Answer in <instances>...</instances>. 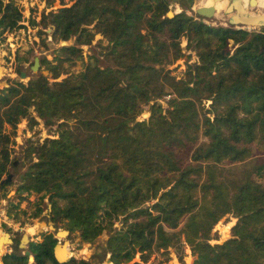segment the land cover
<instances>
[{"label": "trees", "instance_id": "obj_1", "mask_svg": "<svg viewBox=\"0 0 264 264\" xmlns=\"http://www.w3.org/2000/svg\"><path fill=\"white\" fill-rule=\"evenodd\" d=\"M55 1L44 0L35 23L0 0V37L28 21L51 26L55 44L74 41L39 61L50 78L0 91L1 190L20 122L33 132L40 120L53 133L27 146L8 216L37 219L50 206L52 222L80 243L106 232L111 264H166L172 254L184 264L186 251L192 264H264V28H210L182 12L169 19L167 0H59L51 10ZM182 40L197 61L177 78L168 67L184 57ZM223 219L235 220L232 237L212 244ZM57 242L46 232L28 246L32 263L5 254L1 264H59Z\"/></svg>", "mask_w": 264, "mask_h": 264}, {"label": "rangeland", "instance_id": "obj_2", "mask_svg": "<svg viewBox=\"0 0 264 264\" xmlns=\"http://www.w3.org/2000/svg\"><path fill=\"white\" fill-rule=\"evenodd\" d=\"M171 6V10L174 14L184 13L187 17L193 18L197 22L203 23L205 26L210 28H227L235 29L231 27L228 22L229 14H225V9L220 10V6L215 8V14L211 19H204L198 17L194 13V9L203 7L206 1L208 0H167ZM19 8L22 10L23 17L25 20L33 19L35 23L41 22V14L44 13V0H14ZM65 4L70 5L69 0L63 1ZM213 2V1H212ZM222 3V2H221ZM220 3V4H221ZM60 7V1L56 0L52 4V9L55 10ZM34 8V9H31ZM33 10V11H32ZM218 10H220L218 12ZM32 11V12H31ZM32 14V17L30 16ZM45 14V13H44ZM23 25L25 29H20L11 34H4L2 41L0 42V91L8 86L9 84L20 81L27 83L29 80H34L39 76L49 77L50 75L46 70L41 66L38 70H33L31 67L33 65V60L35 57L39 58V61L46 58L51 61L53 58L54 50L60 46V44H55L49 38L52 30L51 26L42 27L40 24L37 26H31L28 21H24ZM261 28H244V31L248 33L259 32ZM44 32V34H41ZM0 37V38H2ZM43 40L46 44L44 47ZM101 40V36L97 35L94 39L93 45L97 41ZM68 45H73V39L67 42ZM103 43H105L103 41ZM186 42L182 40V48L184 49V57L172 66L168 67L172 76L177 78L182 77L183 73L186 70L187 64L192 65L197 61L196 56L193 52L185 49ZM231 46V45H230ZM84 60L90 55L89 47H82ZM17 58L19 60L17 61ZM17 64V65H16ZM19 66L21 73L25 74V78H20V75L16 73V67ZM81 70V62H77L76 66L71 69V72L77 73ZM63 78V77H61ZM60 78V79H61ZM59 79V80H60ZM52 81V80H50ZM163 106L164 103L161 102ZM148 113L145 108L143 114H141L138 120H144L148 118ZM38 123L33 132L28 130V121H21L20 124L16 127V139L15 144L10 147V164L9 172L3 177V180L10 176L9 185L6 189H0V237L3 234H8L11 239L14 241L15 250L10 247H5L2 250L1 255L13 254L20 255L22 246L17 248L22 234L26 233L31 241H36L40 239L42 234L46 232H52L57 239V243L66 242L67 252L71 254L72 258L76 260L85 259L89 264H110L108 262L109 255L106 254L105 243L109 237V234L104 232L101 234L94 242L92 243H80L79 239L75 237L74 234L68 233L65 228L62 227L61 223L52 222L49 217V206H46L42 215L37 219H27L23 214H19V220L16 222L15 219H12L8 216V209L11 204H17L19 201V196L16 194V189L20 183V176L26 171L28 166L27 155V146L32 141H38L40 139H45L48 137L49 133L47 129L42 124V121L38 120ZM10 128L6 127L5 131L10 132ZM53 130V129H51ZM36 132V135L32 133ZM32 135V137H31ZM42 141V140H41ZM30 201L34 200V197L29 198ZM27 207V202L20 203V209L25 210ZM235 220L230 219L228 223H225V219L221 220L215 227V230L219 233V241L212 242L221 243L232 236L230 234V228L234 225ZM52 226L53 230H50L48 227ZM67 232V235L64 238L56 237V234L59 232ZM2 248V247H1ZM187 256L184 258V264H192L194 258L191 257L186 251ZM67 256V255H66ZM158 258L152 257L147 264H157L156 261ZM134 261H139L138 257ZM31 261H29L30 263ZM1 263V261H0ZM166 264H179L175 255H171V260Z\"/></svg>", "mask_w": 264, "mask_h": 264}, {"label": "water", "instance_id": "obj_3", "mask_svg": "<svg viewBox=\"0 0 264 264\" xmlns=\"http://www.w3.org/2000/svg\"><path fill=\"white\" fill-rule=\"evenodd\" d=\"M223 1H227V0H213V2H223ZM236 2H238V0H234ZM236 9L238 11V13L240 14V20H230L229 24L231 25V27H235L236 30H242L243 28H264V14H260V15H250L248 14L244 8L239 5V3H237ZM230 8H227V10L225 11L226 13H229ZM194 13L201 18L204 19H211L213 18L214 14H215V9L213 7H199L194 9ZM174 13L172 11H169L167 13V17L169 19H172L174 17ZM238 24V25H237ZM237 27V28H236ZM3 37L0 38V42L2 41ZM230 45L232 43H229ZM68 45L67 42H62L60 43V46H65ZM33 70H38L39 68V58L35 57L33 60V65L31 67ZM20 78H25V74L21 73L20 74ZM8 183L10 182V176L8 175L7 178L5 180L2 181V183ZM50 208V206H49ZM50 230H53L52 226L48 227ZM67 235V232L63 231V232H59L56 234V237L58 238H64ZM6 239V242L3 241V239ZM24 242V243H23ZM31 240L29 238V236L24 233L21 236V239L19 241V244L17 246V248H20L22 246V250L21 253L23 256H26L29 258V261H31L30 263L33 262V257L31 256V253L28 249V246L30 244ZM65 245H67L66 242L64 243H57L56 246L54 247V257L56 259V261L59 264H64L69 262V260L72 258L71 254L67 251H65ZM5 248V247H10L12 250L13 248H16V246H14V241L13 239L10 238V236L8 234H3V236L0 237V248ZM15 254V253H13ZM67 255V256H66ZM3 255L0 256V261H1V257ZM108 262L110 263V261L108 260ZM111 264V263H110Z\"/></svg>", "mask_w": 264, "mask_h": 264}, {"label": "flooded vegetation", "instance_id": "obj_4", "mask_svg": "<svg viewBox=\"0 0 264 264\" xmlns=\"http://www.w3.org/2000/svg\"><path fill=\"white\" fill-rule=\"evenodd\" d=\"M237 3H239V5H241L243 8L245 7L244 10H246V12L248 14H250V15L264 14V9L261 8V6L259 5L258 0H238V2H236L234 0H227V6H226L225 11L227 10V8H230V10H229L230 12L229 13L224 12V13L227 14V15L229 14L228 22H230V20L240 19V14L236 10ZM242 31H244V28L242 29Z\"/></svg>", "mask_w": 264, "mask_h": 264}, {"label": "bare ground", "instance_id": "obj_5", "mask_svg": "<svg viewBox=\"0 0 264 264\" xmlns=\"http://www.w3.org/2000/svg\"><path fill=\"white\" fill-rule=\"evenodd\" d=\"M242 2V1H241ZM250 2V1H249ZM258 2H259V5L261 6V8H263L264 9V0H258ZM221 2H212V0H208V1H206V3L204 4V6L203 7H213L214 9L215 8H217V7H219L220 6V10H222V9H226V6H227V1H223L221 4H220ZM233 4V3H232ZM245 4V3H244ZM245 8V7H244ZM220 10H218V12L220 11ZM237 10V9H236ZM246 11V10H245ZM257 12V11H256ZM235 20H240V19H235ZM248 29H250V28H248ZM3 241H5L6 242V239L4 238L3 239ZM1 249H3V248H0V256H1V254H2V250ZM4 250V249H3ZM65 251H67V247L65 246ZM1 264V263H0Z\"/></svg>", "mask_w": 264, "mask_h": 264}]
</instances>
